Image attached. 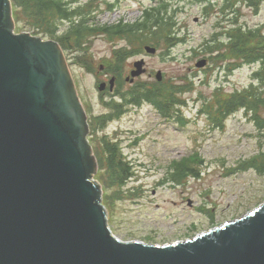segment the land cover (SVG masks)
<instances>
[{
	"label": "rangeland",
	"instance_id": "374dc122",
	"mask_svg": "<svg viewBox=\"0 0 264 264\" xmlns=\"http://www.w3.org/2000/svg\"><path fill=\"white\" fill-rule=\"evenodd\" d=\"M102 1H93L99 4L100 23L122 18L133 21L141 14L142 7L152 5L150 0H106L116 3V8L108 11ZM251 1L257 2L254 6L239 3L240 16L236 23L239 33L252 34L264 26V0ZM216 2L222 0L212 1ZM181 6L183 11L178 15L177 26L179 36L187 37L184 44H175L168 50L167 41L157 40V52L141 56L137 48L132 53L124 50V39L109 41L100 35L92 36L85 49L66 52L79 97L91 120L103 114H115L110 105L120 101L111 100L112 94L98 93L95 83L97 75L112 71L116 64L122 69L123 80L134 68V62L143 58L146 71L135 79L136 83L150 84L155 81L157 71L175 86L192 80L189 89L178 95L184 106L168 107L170 115L159 116L146 102L129 103L128 111L121 109L108 123L95 121V135L89 133V138L96 137L97 142L107 134L134 167L133 176L123 186L105 190L103 201L109 227L121 241L163 244L184 240L239 218L264 202V175L255 169L240 167L243 160L264 151V127H259L242 109L217 119H212L215 116L211 112H197L201 104L211 100L216 87L227 93L241 90L262 64L242 63L241 68L226 75L219 66L231 57L222 59L216 54L209 65L197 68V59L206 57L197 46L214 31L215 19L213 16L204 18L201 6L196 3ZM120 46L122 49L114 63V49ZM102 64L105 65L103 70L100 69ZM119 86H122L120 92L129 88L126 82ZM260 87L264 96V83ZM179 114L184 116L182 123L177 121ZM256 116L264 125L263 106ZM91 144L97 147L99 143L91 139ZM188 155L197 159L198 164L196 161L193 165L197 164L198 175H187L180 183L168 180L172 161Z\"/></svg>",
	"mask_w": 264,
	"mask_h": 264
},
{
	"label": "water",
	"instance_id": "95a60500",
	"mask_svg": "<svg viewBox=\"0 0 264 264\" xmlns=\"http://www.w3.org/2000/svg\"><path fill=\"white\" fill-rule=\"evenodd\" d=\"M13 28L0 0V264H264V203L177 243L116 238L63 54Z\"/></svg>",
	"mask_w": 264,
	"mask_h": 264
},
{
	"label": "trees",
	"instance_id": "16d2710c",
	"mask_svg": "<svg viewBox=\"0 0 264 264\" xmlns=\"http://www.w3.org/2000/svg\"><path fill=\"white\" fill-rule=\"evenodd\" d=\"M158 6L145 12L144 20L135 24L118 23L109 26L86 25L87 19H78V15H82L80 8L66 7L61 0H12L13 15L15 21L19 23L20 28H29L35 34L55 38L61 25L67 23L66 33L60 35V40L71 45L79 46L94 32L100 31L112 37L122 35L129 42L134 37H139V31H148L151 27H160L159 29L165 33L173 23H170L175 11H170L174 3L182 0H159ZM191 2L200 3L207 0H190ZM245 2L254 3L255 1L243 0ZM169 12L170 13L169 15ZM169 15L168 17L166 16ZM75 17V18H74ZM76 20V23H74ZM250 38L252 40H250ZM241 39V59L249 62L260 60L264 64V39L261 35L252 33L240 34ZM257 41V44H254ZM61 42V43H62ZM263 49V50H262ZM226 58V56L224 57ZM255 81H252L246 88L240 92L225 94L220 89H215L212 93L211 100L205 105L207 113L211 112L215 117L221 116L239 109L245 108L252 114L253 120L259 127H264L262 122L256 116L261 106L264 107V96L261 87L257 86L256 80L264 79V72L256 73ZM173 90L165 87L164 84H157L153 89L144 90L140 99H146L154 104L162 114L166 113L167 106L173 101ZM139 97L131 98L133 103L139 102ZM101 123H104L101 121ZM100 123V124H101ZM92 133L95 135V127H92ZM97 144L94 152L98 162V173L96 178L103 186V201L106 197L105 190L119 188L133 175V168L128 161L125 160L119 145L103 135L97 142L96 137L91 138ZM184 162L177 163L172 179L180 181L186 174L196 175L193 169H188ZM242 169L252 168L259 174L264 175V151H260L254 156L240 163ZM107 201V198H106Z\"/></svg>",
	"mask_w": 264,
	"mask_h": 264
},
{
	"label": "bare ground",
	"instance_id": "6f19581e",
	"mask_svg": "<svg viewBox=\"0 0 264 264\" xmlns=\"http://www.w3.org/2000/svg\"><path fill=\"white\" fill-rule=\"evenodd\" d=\"M231 220V219H230ZM189 237H190V235H189ZM126 241V240H125ZM139 241V240H138Z\"/></svg>",
	"mask_w": 264,
	"mask_h": 264
}]
</instances>
